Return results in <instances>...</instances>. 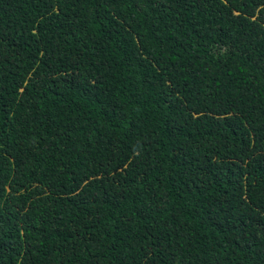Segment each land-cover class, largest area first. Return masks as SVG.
<instances>
[{"label": "trees", "instance_id": "16d2710c", "mask_svg": "<svg viewBox=\"0 0 264 264\" xmlns=\"http://www.w3.org/2000/svg\"><path fill=\"white\" fill-rule=\"evenodd\" d=\"M0 264H264V0H0Z\"/></svg>", "mask_w": 264, "mask_h": 264}]
</instances>
